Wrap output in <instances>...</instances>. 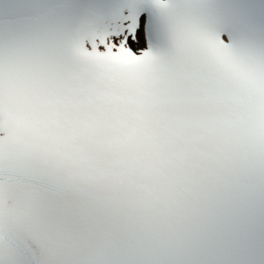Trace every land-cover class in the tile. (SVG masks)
Returning <instances> with one entry per match:
<instances>
[{
	"label": "snow or ice",
	"instance_id": "6c2138e0",
	"mask_svg": "<svg viewBox=\"0 0 264 264\" xmlns=\"http://www.w3.org/2000/svg\"><path fill=\"white\" fill-rule=\"evenodd\" d=\"M0 264H264V0H0Z\"/></svg>",
	"mask_w": 264,
	"mask_h": 264
}]
</instances>
